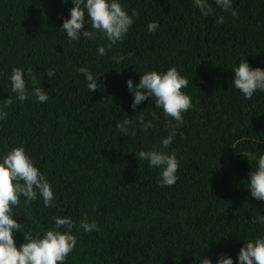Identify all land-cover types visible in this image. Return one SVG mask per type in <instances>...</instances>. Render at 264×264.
Returning a JSON list of instances; mask_svg holds the SVG:
<instances>
[{"label":"trees","instance_id":"trees-1","mask_svg":"<svg viewBox=\"0 0 264 264\" xmlns=\"http://www.w3.org/2000/svg\"><path fill=\"white\" fill-rule=\"evenodd\" d=\"M117 2L138 16L108 48L100 33L68 41L61 27L72 0H0V111L8 113L0 120V162L23 146L54 193L51 207L40 196L28 204L21 196L13 208L22 231L14 234L16 246L25 242L23 232L42 237L55 217H70L77 244L64 264H200L203 258L216 264L221 254L239 264L244 243L264 238V224L251 222L264 216V201L248 188L257 162L242 155L264 154V92L245 99L232 83L233 70L242 60L264 70V0H232L235 16L215 0H207L214 9L208 16L194 0ZM150 22L159 23L155 32L148 31ZM84 29L92 31L91 24ZM99 46L108 48L106 55ZM81 67L93 74L96 91ZM172 67L187 78L182 91L193 107L164 149L161 140L176 122L155 107L154 97L133 109L127 81L139 84L145 72ZM13 68L24 72L26 101L11 92ZM48 69L55 71L51 80ZM37 86L49 96L45 103L31 95ZM9 96L15 102L6 108ZM141 112L153 127L145 133L137 123L135 135L122 136L116 123ZM153 148L176 153L171 187L158 183L161 169L135 154ZM85 219L99 230L85 232Z\"/></svg>","mask_w":264,"mask_h":264},{"label":"clouds","instance_id":"clouds-1","mask_svg":"<svg viewBox=\"0 0 264 264\" xmlns=\"http://www.w3.org/2000/svg\"><path fill=\"white\" fill-rule=\"evenodd\" d=\"M72 3L74 7L69 10L70 18L65 19L61 27V30L66 32L70 43L81 37L95 39L97 33H100L101 39L106 38L110 48L123 39L134 22L133 17L138 16L135 10L132 16H129L117 0H72ZM194 3L203 15L213 14L214 9L207 0H194ZM215 4L225 11H231L233 16L236 15L235 10L232 9V0H215ZM86 14L89 18L87 21ZM85 23L91 24L92 31L84 29ZM217 23L223 24L224 17L220 16ZM158 27V22H150L147 25L149 32H155ZM108 48L99 46L97 52L100 56H104ZM112 59L119 63L124 57L113 56ZM77 71L82 73L89 82L87 86L90 92L98 89L96 79L87 68L81 67ZM233 71L235 76L232 83L245 99H251L257 90L264 92V70L252 69L246 60H242ZM46 72L50 80L55 77L53 69H48ZM27 74L35 85L36 77L31 68L27 69ZM10 80L11 92L15 94V99L21 102L28 100L29 92L24 72L19 68H13ZM187 86V78L181 76L175 67L164 73L145 72L141 75L139 84H133L132 79L127 81L128 90L134 94L131 105L133 109H136L142 101L154 97L155 107L162 109L166 116L176 122L175 125L169 124L171 131L161 140V146L164 149L173 142L177 134L176 128L183 125L182 113L193 107L190 96L182 91ZM31 95L35 96L39 103H45L49 99L40 86L34 87ZM14 102L9 96L5 101V107L11 106ZM152 115L153 119L157 118L155 112ZM7 116L6 111H0V120H6ZM135 117V120L125 118L122 122L116 123L115 126L122 136L135 135L137 123L140 130L145 133L153 127L152 121L145 122L142 112ZM135 154L139 161L146 160L150 167L161 169L158 177V183L161 186L171 187L176 183L179 164L175 151L168 154L153 148V150H141ZM242 155L250 156L257 162V167L249 173L248 188L253 198L264 201V154L258 159L250 153ZM21 196L25 198V204L35 201L38 196L42 197L45 207H51L54 203V193L50 183L46 176L34 166L23 146L12 148L0 162V264H64L77 244V237L72 234L75 222L70 217H55V227L46 230L42 237L39 234L34 236L31 230L23 232L25 242L17 248L14 234L22 231H20V222L13 218V208L20 204ZM251 222L264 224V216L253 218ZM80 227L85 232L99 230L95 221L88 223L86 219L80 222ZM61 229L64 230L61 231ZM238 262L239 264H264V238L257 237L255 240L245 242L238 253ZM200 264H212V261L209 258H203ZM216 264H233V259L221 254Z\"/></svg>","mask_w":264,"mask_h":264}]
</instances>
